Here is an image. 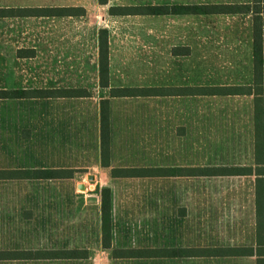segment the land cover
Wrapping results in <instances>:
<instances>
[{
    "label": "crops",
    "instance_id": "1",
    "mask_svg": "<svg viewBox=\"0 0 264 264\" xmlns=\"http://www.w3.org/2000/svg\"><path fill=\"white\" fill-rule=\"evenodd\" d=\"M108 2V0H107ZM106 2V3H107ZM99 4H105L100 3ZM172 4H253V0L228 2L164 3ZM264 4V0H261ZM76 7V6H62ZM85 8L79 6L78 8ZM35 9V14L7 12L0 15V90H42L81 89L83 96L60 97H1L0 98V264H264V254L259 255L258 246L264 248V228L261 232L263 244L259 245L257 235L256 179L255 171L249 174L208 175L204 173L187 175L179 172L153 176L113 177L112 168L147 167L157 169L257 167L254 143L255 99L260 97L262 109V156L264 167V12L262 22L263 65L261 84H255L253 67V23L254 13L233 14H176L197 17L220 15H249L248 42L252 61V78L247 84L205 83L203 70L196 65L195 77L188 75L184 60L188 55L174 47L166 52L163 65L156 58L152 81L146 85L123 83L116 80L112 67L113 52H110L108 32V86L99 82L98 54L94 74L86 68L74 76L48 74L45 76L40 52L19 50L11 52L10 37L12 21H23L27 17L37 20L43 15L37 9L42 4H28L19 0H0V9ZM48 8V7H47ZM52 8V7H51ZM54 8V7H53ZM83 13V14H84ZM82 14V15H83ZM118 15V14H112ZM120 15V14H119ZM125 15V14H124ZM129 15V14H126ZM134 15V14H133ZM139 15V14H135ZM148 15V16H176ZM248 17V16H247ZM232 21L240 22L239 17ZM97 33V48L98 35ZM236 31V30H234ZM160 53V52H159ZM30 61L24 68L23 61ZM93 80V81H92ZM146 87L156 90L147 96H111L110 88ZM230 87L239 88L237 94H205L204 89ZM94 88V90H93ZM96 89V90H95ZM193 92V93H192ZM249 92V93H248ZM97 93V94H95ZM245 96L249 101V116L253 137V162L251 164L210 165L203 164L202 152H196L195 164H171L170 145L166 139L173 123L166 114L158 112L160 99L174 103L189 100L202 101L205 96ZM109 104V165L101 162V120L102 100ZM147 101L153 106L147 113L133 111L126 106ZM119 106V107H117ZM124 106V107H121ZM175 109L174 112H177ZM198 116V115H197ZM198 122V118H197ZM175 129L182 131L185 124L177 123ZM173 128V127H172ZM179 132V134H180ZM148 137L147 165L119 164L121 161H138L139 144L128 138ZM162 142V144H160ZM149 143V144H148ZM180 152H177V155ZM48 154V155H45ZM199 155V157H198ZM198 158L199 162L198 163ZM260 165V166H261ZM71 170L63 177L44 178L17 175L16 171L34 172L43 169ZM264 181V175H261ZM214 184H240L236 192L223 193L219 200L204 199L205 181ZM253 177V178H252ZM178 184L193 183L196 189L183 194L187 198L184 213L172 206V180ZM147 182V211H141L139 189H127V184ZM248 184L249 187L246 185ZM45 186L48 187L45 193ZM245 186V187H243ZM109 188L111 195V248L103 247L101 226V190ZM82 190V191H81ZM228 191V190H227ZM215 196V194H210ZM228 196L227 198H224ZM233 195V198H231ZM181 199V198H180ZM179 199V200H180ZM210 208V211L207 210ZM194 209L195 212L190 210ZM154 249L156 255L148 257H113L112 249ZM230 249H251V252L231 253ZM81 250L82 258H44L46 251Z\"/></svg>",
    "mask_w": 264,
    "mask_h": 264
},
{
    "label": "rangeland",
    "instance_id": "2",
    "mask_svg": "<svg viewBox=\"0 0 264 264\" xmlns=\"http://www.w3.org/2000/svg\"><path fill=\"white\" fill-rule=\"evenodd\" d=\"M19 1L52 8L62 6L85 8L83 15L41 16L37 23L30 19L31 17L23 21H12V33L6 38L10 39L13 58L14 52L31 51L32 46H35L33 56L35 52H40L45 76L53 73L77 76L86 68L89 69L88 74L93 76L98 52L97 33L100 28L105 27L109 30L110 52H113L112 67L116 80L121 78L125 84L146 85L152 81L153 66L150 61L154 58V52L163 65L166 52H173L174 47L181 48L177 51L188 55L184 60L187 65L183 64V67L188 68V75L195 77L198 65L199 76L201 64L205 83L247 84L251 81L252 61L247 34L249 15L211 17L112 15L109 11L111 7L234 0H108L105 4H99L98 0ZM233 17H239L241 21L235 23L232 21ZM23 62L24 68L30 64L28 60ZM153 106L151 103L148 105L147 101H140L139 104L134 103L126 107L129 113L132 109L146 114L148 107ZM156 106L159 107L158 112L161 114H166L165 110H170L169 118L173 122L169 128L171 137L160 139H166L167 148L170 145L171 164H195L197 151L199 155L200 151L202 152V163L205 165H247L253 162L249 101L245 96H205L202 101L193 99L186 103H181L178 99H175L174 103H167L166 100L160 99ZM175 109H178L177 112H174ZM177 123L185 124L186 127L180 132L174 127ZM128 139L138 142L139 160L135 163L122 160L119 164L147 165L146 150L150 138L141 136ZM177 152L180 153L175 155ZM197 164H201L199 158ZM171 180L170 187L175 194L172 206L174 208L176 199L174 209H182L185 213L188 210L185 206L187 198L179 193L195 191V181L178 184L176 179ZM243 185H246L247 190L248 184ZM123 187L137 188L141 193H146L145 196H141V211H147V193L151 188L147 182L132 185L130 183ZM239 187L240 184L236 181L229 184H214L205 178L204 199L219 200L221 197L218 194L223 192L222 190H225L223 193L231 194L233 191L237 193ZM47 192L48 187L45 186V193ZM227 197L225 195L224 198ZM207 210L210 211V208ZM190 211L195 212L194 209Z\"/></svg>",
    "mask_w": 264,
    "mask_h": 264
},
{
    "label": "trees",
    "instance_id": "3",
    "mask_svg": "<svg viewBox=\"0 0 264 264\" xmlns=\"http://www.w3.org/2000/svg\"><path fill=\"white\" fill-rule=\"evenodd\" d=\"M100 3H106L107 0H99ZM35 9L20 10L0 9V15H4L7 12H11L13 15L16 13H34ZM38 14L43 15H82L84 13L83 8L78 7H45L37 9ZM110 14H139V15H176V14H233V13H254L253 23V69L255 84H261L263 54H262V22L261 13L264 12V4H261V0H253V4H172V5H142L131 7H111ZM98 66H99V82L102 87H107L109 84V61H108V32L106 29H101L98 35ZM156 90L146 87H118L110 88L111 96H147ZM193 93V92H192ZM205 94H237L242 93L239 88H207L203 90ZM249 93V92H248ZM85 92L81 89H42V90H13L5 91L0 90L1 97H60V96H83ZM262 109L261 99L257 97L255 99L254 107V143H255V159L257 167H231V168H209L203 170H195L192 168H178V169H157L147 167H123L112 168L111 175L113 177H128V176H153L161 174H170L179 172L187 175H195L204 173L208 175H227V174H251L255 171L257 175L256 179V210H257V235L259 245L263 244V237L261 232L264 228V181L261 175H264L262 148H263V136H262ZM100 120H101V162L103 166L109 165V146H110V129H109V104L108 100L104 99L100 104ZM261 165V166H260ZM71 170L65 169H43L35 171L32 174L31 171H16L17 175L23 176H38L44 178L51 177H63L71 174ZM109 188H102L101 190V226H102V242L103 247L111 248V195ZM251 249H230L226 252L231 253H243L251 252ZM257 252L259 255L264 254V248L258 246ZM157 252L154 249H112L111 254L113 257H148L150 255H156ZM86 252L81 250H64V251H46L44 252V258H82L85 257ZM3 257V252H0V258Z\"/></svg>",
    "mask_w": 264,
    "mask_h": 264
}]
</instances>
